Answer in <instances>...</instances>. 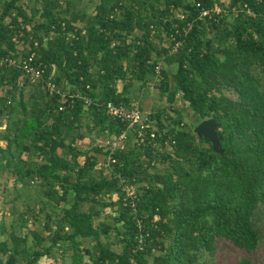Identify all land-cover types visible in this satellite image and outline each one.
I'll return each instance as SVG.
<instances>
[{
  "label": "trees",
  "instance_id": "obj_1",
  "mask_svg": "<svg viewBox=\"0 0 264 264\" xmlns=\"http://www.w3.org/2000/svg\"><path fill=\"white\" fill-rule=\"evenodd\" d=\"M80 1L0 0V177L35 194L0 238V264H38L44 255L45 264H66L55 257L65 250L69 264H264V0H89L91 14L72 6ZM214 4L222 16L201 14ZM16 49L34 53L43 68L36 80L1 61ZM156 65L155 85L174 114L149 111L169 146L153 152L155 138L140 141L105 103L134 105L136 81L147 85ZM185 109L195 121L183 120ZM207 117L222 151L194 132ZM122 129L125 144L113 155L139 183L136 216L149 230L142 248L119 177L96 160L94 139ZM85 138L94 153L81 162L77 140ZM28 221L40 223L33 246L21 232ZM111 231L120 250L110 247Z\"/></svg>",
  "mask_w": 264,
  "mask_h": 264
},
{
  "label": "built area",
  "instance_id": "obj_2",
  "mask_svg": "<svg viewBox=\"0 0 264 264\" xmlns=\"http://www.w3.org/2000/svg\"><path fill=\"white\" fill-rule=\"evenodd\" d=\"M219 4H214L213 6L209 8H202L201 14L207 15L208 17H213L214 19L217 18L219 14L223 13V7ZM250 11L249 9L247 10ZM191 27V24L189 21L186 22L185 26L183 27V32L186 33ZM14 38L17 40L16 36ZM179 44V41H175V44L172 47V50H175L177 48V45ZM34 53L28 54L26 57L22 58L21 51L19 49H16L10 54L1 57L2 59L7 60L10 64H16L19 65L23 69L25 73L29 75V78L31 80H36V77L38 78L41 76L40 74L43 71V68L35 66L32 64V58ZM1 63V62H0ZM156 76L153 80H149L148 85L150 87H154L156 83L162 78L159 72V66L156 65ZM46 86L49 87L51 91H59L56 84L50 80L46 81ZM60 104L58 106L59 109H63L66 102V95L64 92H60ZM85 105H88L91 101V98L87 95L84 96ZM102 104V103H100ZM106 110L111 115H116L120 117L122 120L126 121L127 128L131 127L133 130H136L137 137L140 141L145 142L144 138L146 135H148L151 138H155V148L152 150L153 152L156 151V148L158 147H165L169 148L168 141L165 138H159L161 136V133H156V123L154 119H151L148 116L149 111H143L140 107H138L137 103H135L132 106L126 107L122 106L120 104H115L112 101H107L105 103ZM151 128V129H149ZM165 131V129H163ZM126 139V129H122L118 133H113L108 136H98L94 139V144L98 147L102 148V152L100 154L102 155V158L98 161V165L101 166L103 169V172L105 174H108L112 176V174L119 177L120 180V186L121 191L124 193L123 195V204L129 205L128 207L132 212L138 214V210L136 209V198H138V189H139V183L136 182L135 178L132 177V181L129 180L126 176L122 175L119 169L116 168L117 159L113 155V151L117 148H121L125 144ZM151 140L148 138V143ZM174 140H172V143ZM142 158H146L145 154H142ZM156 160L151 161V164H155ZM121 165V162L118 163ZM146 162H144V165ZM135 180V181H134ZM157 218L155 216L152 218L154 220ZM136 226H137V233H136V248H142L143 245H145L147 236L149 235V230L145 228V224L139 216H136Z\"/></svg>",
  "mask_w": 264,
  "mask_h": 264
},
{
  "label": "rangeland",
  "instance_id": "obj_3",
  "mask_svg": "<svg viewBox=\"0 0 264 264\" xmlns=\"http://www.w3.org/2000/svg\"><path fill=\"white\" fill-rule=\"evenodd\" d=\"M87 1V2H86ZM224 2H227V0H222ZM83 3H86L85 5ZM94 2L93 1H89V0H81L80 3L76 2V4L72 5L76 8L81 7L82 9L86 10L87 13H93L94 12ZM219 6V5H218ZM235 15V12H234ZM218 16H222V14H219ZM81 25V24H80ZM164 67L167 68V72L169 74L170 77V84L172 85L173 83V79H172V68L170 65L167 66V64H164ZM137 82V87L136 89L133 88L132 90L137 94V93H143L144 95L141 97L140 101L138 102L136 99L135 103L137 102L140 106V108L144 111H156L159 108H163L164 113L163 116H166L167 113L170 114H174L171 106L169 104V102L167 101V98L165 96H161L158 87H156V85L154 87H150V85H143L141 82H139L138 80ZM149 94V95H148ZM177 99L175 100V105L177 106L179 103H181V98H180V94H177ZM184 118L183 120L185 122H190V121H195V113H193L190 109H185L184 110ZM155 121V120H154ZM156 123V121H155ZM195 126V125H194ZM193 126V128H194ZM1 143H3V141H0ZM77 146L79 147L80 151H81V155L78 156L79 161H83L84 159V153H94L93 151V145H91L90 142H88L87 140H77ZM96 160L97 162L102 158V155L96 153ZM32 184V183H31ZM19 187L20 185L17 184V186H13V180L12 178H4V177H0V238H3L6 236V232L10 229V224L13 218L17 217L16 220L18 219V217L20 216V212L23 210H26L27 207L30 205H33V201L35 199V194L31 191V189H21L20 193H19ZM30 187H32V185H30ZM110 199L112 196H109ZM14 198V199H12ZM12 199V200H11ZM15 205L16 210L15 212H11L10 206L11 205ZM36 208H38V205H35ZM86 206H88L87 203H84L82 205L83 208H86ZM50 208H46L45 210H48ZM112 211V209L110 207H106L103 210V215H106L108 212L110 213ZM40 215L45 214V212H39ZM32 218V217H31ZM111 219V218H109ZM95 221H99L98 218L95 219ZM36 229L38 228V224L35 223L34 221H28L25 226L22 228L21 232L25 235L28 236L27 239V244L30 246H33L34 243V239H32V235L30 233L31 229ZM110 241V246L116 250H120L121 249V242L116 241L115 238V233L113 231H111V234L109 235V237L107 238ZM83 243L90 245L92 243V241L90 240V242H88L89 240H87L86 238H82ZM65 253H69L68 250H65ZM55 254L58 257L62 256V253L60 251L55 252ZM63 255V256H64ZM86 256H88L87 254H85ZM3 257H5V255H2ZM85 256V257H86ZM88 258V257H86ZM64 259H66V257H64ZM44 260H42L41 262H38V264H43Z\"/></svg>",
  "mask_w": 264,
  "mask_h": 264
},
{
  "label": "water",
  "instance_id": "obj_4",
  "mask_svg": "<svg viewBox=\"0 0 264 264\" xmlns=\"http://www.w3.org/2000/svg\"><path fill=\"white\" fill-rule=\"evenodd\" d=\"M194 132L198 136L206 137L215 151H222L218 142L217 124L212 117H207L197 122L194 126Z\"/></svg>",
  "mask_w": 264,
  "mask_h": 264
},
{
  "label": "crops",
  "instance_id": "obj_5",
  "mask_svg": "<svg viewBox=\"0 0 264 264\" xmlns=\"http://www.w3.org/2000/svg\"><path fill=\"white\" fill-rule=\"evenodd\" d=\"M137 87V86H136ZM136 87H135V89H136ZM119 88H120V85H119ZM144 94L142 93H135V96H134V99H136L138 102L140 101V99H141V97L143 96ZM149 95V94H148ZM88 138H85L84 139V141L85 140H87ZM80 141H82V140H80ZM1 143V142H0ZM2 145H4V143H1ZM35 223H37L38 224V228L40 227V223H38V222H35ZM54 225V224H53ZM46 232H43V234H45ZM111 247V246H110ZM112 248V247H111ZM112 249H114V248H112ZM116 250V249H115ZM63 255H64V253H62ZM62 255V258L61 257H58L56 254H55V257H57L58 258V261L60 262V263H62V262H64V263H66V264H69L70 263V256H69V253H65V255L63 256ZM86 255H84V258L85 259H88V258H86V257H88V256H86ZM51 256L50 255H44V256H41L40 257V259H39V261L38 262H41L42 260H44V263L43 264H45L46 263V260H47V258H50ZM52 257H54V256H52ZM64 257H66V259H64Z\"/></svg>",
  "mask_w": 264,
  "mask_h": 264
}]
</instances>
